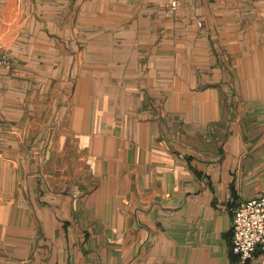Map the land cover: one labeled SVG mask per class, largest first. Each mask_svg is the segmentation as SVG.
Masks as SVG:
<instances>
[{"label": "crops", "instance_id": "0c3cea01", "mask_svg": "<svg viewBox=\"0 0 264 264\" xmlns=\"http://www.w3.org/2000/svg\"><path fill=\"white\" fill-rule=\"evenodd\" d=\"M0 51V264H263L264 0H0Z\"/></svg>", "mask_w": 264, "mask_h": 264}, {"label": "built area", "instance_id": "2783aa9c", "mask_svg": "<svg viewBox=\"0 0 264 264\" xmlns=\"http://www.w3.org/2000/svg\"><path fill=\"white\" fill-rule=\"evenodd\" d=\"M175 6L178 0H171ZM202 25V23H199ZM9 60L0 53V71L7 68ZM231 252L245 263L261 255L264 264V193L240 202L234 209L231 225Z\"/></svg>", "mask_w": 264, "mask_h": 264}, {"label": "rangeland", "instance_id": "374dc122", "mask_svg": "<svg viewBox=\"0 0 264 264\" xmlns=\"http://www.w3.org/2000/svg\"><path fill=\"white\" fill-rule=\"evenodd\" d=\"M33 49H35V46H33L32 44H24L23 46H22V48H20V50H22V51H30V50H33ZM0 53H2V51H0ZM6 56V55H5ZM240 204V203H239ZM237 208V207H236ZM235 208V209H236Z\"/></svg>", "mask_w": 264, "mask_h": 264}]
</instances>
